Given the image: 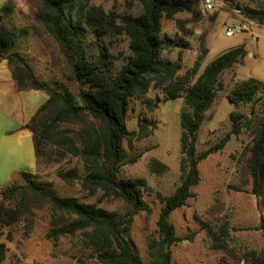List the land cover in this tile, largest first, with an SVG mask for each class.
Masks as SVG:
<instances>
[{
	"label": "rangeland",
	"instance_id": "obj_1",
	"mask_svg": "<svg viewBox=\"0 0 264 264\" xmlns=\"http://www.w3.org/2000/svg\"><path fill=\"white\" fill-rule=\"evenodd\" d=\"M90 2L106 12H142V5L136 0ZM4 4L13 9L7 26L17 33L14 48L27 58L34 75L41 81H62L71 89L76 87L70 81L69 67L56 40L35 16L41 10L39 0H0V8ZM246 8L264 9V0H215L214 9L207 12L202 11L199 3L193 13L182 11L161 20V38L165 43L161 58L179 63V74L198 61L191 81L219 53L239 45L247 53L220 74L214 101L196 135V150H206L230 131L231 112L241 115L242 126L237 134H231L222 149L198 163L200 179L191 189L192 196L169 215L176 235L183 238L171 246V260L177 264H264V159L256 193L252 191L250 177L252 159L264 147L260 101L252 115L250 103L233 104L226 97L243 81L264 82V20L248 17ZM238 22H245L247 29L226 36V26ZM92 38L88 32V52L95 51ZM105 40L117 70L129 53L128 37L116 32ZM147 97L157 106L150 111L145 98L130 100L127 128L137 130L146 118L152 121L147 129L150 134L131 146L124 143L130 156H140L134 163L121 165L118 173L121 177L144 178L149 187L143 192L149 210L135 214L127 232L144 263H149L157 253L151 245L158 236L156 221L162 205L159 196L171 194L182 178L179 115L185 106L183 97L165 100L164 91L159 89L151 88ZM45 99L42 91L18 90L7 61L0 62V190L12 183L23 184L21 172L27 171L38 174L54 194L126 214L129 206L122 199L101 190L91 195L78 180L67 182L57 176L58 171L70 168L83 176L84 167L78 158L67 156L43 167L36 165L32 134L26 124ZM154 159L165 168L155 165ZM24 204L17 221L0 226V242L7 247L2 264H98L89 238L82 231L59 233L53 239L52 228L67 222L66 215L53 211L44 199H27Z\"/></svg>",
	"mask_w": 264,
	"mask_h": 264
},
{
	"label": "trees",
	"instance_id": "obj_2",
	"mask_svg": "<svg viewBox=\"0 0 264 264\" xmlns=\"http://www.w3.org/2000/svg\"><path fill=\"white\" fill-rule=\"evenodd\" d=\"M136 1L142 5V12L133 15L106 12L90 0H39L41 10L35 16L56 40L65 57L70 81L77 85L73 89L62 81H41L34 75L27 58L14 48L17 33L7 26L12 6H1L0 62L7 61L18 90L32 89L46 94L45 101L26 124L32 134L36 165L43 167L67 156L76 157L83 164L84 175L79 177L77 170L70 168L58 171L57 176L67 182L78 180L91 195L101 190L103 194L122 199L129 210L121 215L75 197L59 196L39 180L38 174L23 171V184L12 183L0 190V226H10L17 221L22 216L20 207L27 199H44L53 211L69 218L52 228L53 239L59 233L82 231L89 238L98 264H177L171 260V246L183 238L176 235L169 215L192 196L191 189L200 179L198 163L222 149L231 134H237L242 126L241 115L231 112L230 131L206 150H196V135L205 112L214 101L220 74L247 53L242 45L223 51L191 81L198 61L179 74V63L161 58L165 48L161 20L163 17L171 19L182 11L193 13L199 3L202 11L207 12L202 0ZM245 14L264 20V9L246 8ZM88 32L93 36L94 52L87 50ZM116 32L126 34L129 50L117 70L105 40L107 35ZM151 88L163 90L165 100L183 97L185 106L179 115L182 178L171 194L159 196L162 205L156 221L158 236L151 245L157 253L149 263H144L127 232L134 215L149 210L143 199V192L149 187L144 178L121 177L118 173L121 165L134 163L140 156L139 153L130 156L124 143L131 146L150 134L147 129L152 121L146 118L138 124L137 130H129L127 113L130 100L139 97L145 98L150 111L157 106L147 97ZM226 97L233 104L250 103L252 115L256 114L255 104L260 101L259 119L264 133V82L243 81ZM263 159L264 147L256 152L250 166L253 193L257 191ZM153 162L165 168L158 160ZM6 251L5 243L0 242V264Z\"/></svg>",
	"mask_w": 264,
	"mask_h": 264
},
{
	"label": "built area",
	"instance_id": "obj_3",
	"mask_svg": "<svg viewBox=\"0 0 264 264\" xmlns=\"http://www.w3.org/2000/svg\"><path fill=\"white\" fill-rule=\"evenodd\" d=\"M215 0H202V4L206 11H211L214 9ZM247 29L246 23L238 22L235 24H229L225 28V35L232 36L236 33L245 31Z\"/></svg>",
	"mask_w": 264,
	"mask_h": 264
},
{
	"label": "water",
	"instance_id": "obj_4",
	"mask_svg": "<svg viewBox=\"0 0 264 264\" xmlns=\"http://www.w3.org/2000/svg\"><path fill=\"white\" fill-rule=\"evenodd\" d=\"M236 9H237V7H236Z\"/></svg>",
	"mask_w": 264,
	"mask_h": 264
}]
</instances>
